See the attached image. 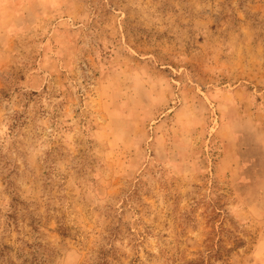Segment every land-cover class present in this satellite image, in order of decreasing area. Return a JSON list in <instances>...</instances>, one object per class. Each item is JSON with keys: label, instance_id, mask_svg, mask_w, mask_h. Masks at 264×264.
Returning <instances> with one entry per match:
<instances>
[{"label": "rangeland", "instance_id": "obj_1", "mask_svg": "<svg viewBox=\"0 0 264 264\" xmlns=\"http://www.w3.org/2000/svg\"><path fill=\"white\" fill-rule=\"evenodd\" d=\"M0 264H264V0H0Z\"/></svg>", "mask_w": 264, "mask_h": 264}]
</instances>
